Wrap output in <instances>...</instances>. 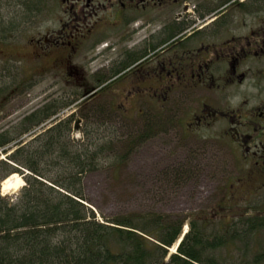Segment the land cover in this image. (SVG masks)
I'll use <instances>...</instances> for the list:
<instances>
[{"label":"flooded vegetation","instance_id":"1","mask_svg":"<svg viewBox=\"0 0 264 264\" xmlns=\"http://www.w3.org/2000/svg\"><path fill=\"white\" fill-rule=\"evenodd\" d=\"M17 1L24 54L65 72L81 104L107 98L102 125L119 114L141 140L175 128L179 141L214 140L264 178V20L224 19L256 0Z\"/></svg>","mask_w":264,"mask_h":264},{"label":"rangeland","instance_id":"2","mask_svg":"<svg viewBox=\"0 0 264 264\" xmlns=\"http://www.w3.org/2000/svg\"><path fill=\"white\" fill-rule=\"evenodd\" d=\"M19 10L17 0H0V87L4 91L0 94V133L8 128L18 131L14 133L11 130L12 134L21 133L24 128L22 120L26 115L53 102L51 104L59 107L52 118L55 120L49 119L17 135L13 142V145L16 142H31L37 149L41 140L37 137L47 127H53L60 119L74 116L70 137V144L76 143L74 150L95 149L96 146L107 148L97 158V169L84 175L83 183V203L95 212L100 222L128 212H161L179 214L183 218H192V214L200 212L212 215L209 230L220 234V228L236 217L264 218V178H249L251 171L241 160L243 152L230 146H216L214 140L179 141L177 128L175 133H153L141 140L140 131L119 114H111L115 117L112 120L106 119L114 127L102 125L101 116L105 115H100L98 109L104 108L107 98H101L100 101L86 100L81 104V99L76 97V87L64 85V77L67 78L65 72L62 73L57 67L43 69L40 65L42 62L35 63L30 58L31 54H24L28 52L31 33L29 29L18 31L16 16ZM229 16H238L240 19L243 16L247 21L256 16L262 21L264 0H256L254 8L252 4L235 9L228 7L224 19H230ZM263 64L264 61L260 62V66ZM65 102L70 104L63 106ZM121 104L118 102V105ZM235 105V102L229 103L232 108ZM137 120L143 123L141 119ZM14 147L7 154L0 151V160H5ZM121 154H127L125 161L118 158ZM189 155L192 163L185 166L184 171L189 170L190 173L182 178L191 179L177 186L165 183L162 178H177L172 175L173 170L187 163ZM173 161L176 164H171ZM15 174L14 178H9L6 189L4 182L8 177L1 183V195L15 198L19 194L25 181L19 173ZM58 175L59 172L53 174L56 178H59ZM227 188H230L227 196L231 200L229 208L223 210L216 202H220ZM187 222L183 234L188 231ZM242 242H230L226 247L216 250V253L228 263L254 264L258 255L264 253V228L252 233L246 244ZM176 249L177 244L169 252L174 253ZM260 264H264V259Z\"/></svg>","mask_w":264,"mask_h":264},{"label":"trees","instance_id":"3","mask_svg":"<svg viewBox=\"0 0 264 264\" xmlns=\"http://www.w3.org/2000/svg\"><path fill=\"white\" fill-rule=\"evenodd\" d=\"M3 92L0 87V94ZM51 103L26 115L21 133L10 132L16 128L0 133L2 153L15 146L5 160H0V185L15 173L25 181L15 198L0 194V264H239L226 262L216 250L238 240L246 244L252 233L264 228V218L236 217L222 224L220 234L209 230L212 215L200 212L192 218L128 212L100 222L83 203V183L84 175L97 169V158L107 148L74 150L76 143L70 144L74 116L47 127L37 137L41 139L37 149L31 142L13 145L20 134L55 116L59 107ZM126 155L118 158L125 161ZM188 165L173 170L177 178L162 179L172 186L187 182L191 178L182 177L190 173L184 171ZM56 172L59 178L53 176ZM229 189L216 202L223 210L229 208ZM185 221L188 231L183 235ZM178 242L176 251L170 253ZM263 259L264 253L259 254L254 264Z\"/></svg>","mask_w":264,"mask_h":264},{"label":"bare ground","instance_id":"4","mask_svg":"<svg viewBox=\"0 0 264 264\" xmlns=\"http://www.w3.org/2000/svg\"><path fill=\"white\" fill-rule=\"evenodd\" d=\"M16 176V174H14V175H12V176H10V177H8L6 180H5V182H4V186H5V189H6V187H7V185L9 184V178H14Z\"/></svg>","mask_w":264,"mask_h":264}]
</instances>
